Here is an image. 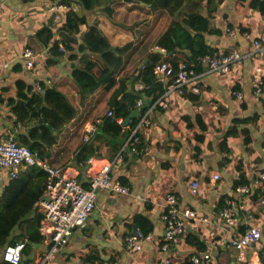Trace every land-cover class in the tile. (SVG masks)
Listing matches in <instances>:
<instances>
[{
	"label": "crops",
	"instance_id": "1",
	"mask_svg": "<svg viewBox=\"0 0 264 264\" xmlns=\"http://www.w3.org/2000/svg\"><path fill=\"white\" fill-rule=\"evenodd\" d=\"M48 2L61 3L60 0H0V137L3 139L10 136L17 138L26 132L25 127L14 125L16 116L11 110L12 106L7 103L10 98L24 97V93L16 94V80L32 85L37 80L43 81V98L46 102L52 92L50 89L55 88L58 79L70 80L74 69L85 68L90 62H94L98 70L104 68L98 56L79 52L76 46L72 52L66 50L53 70L46 69L48 49L54 40L61 38L57 30L63 26L68 12L60 13L59 23L53 24L52 15L44 9ZM119 4L123 6L112 11L110 17L106 9ZM263 4L264 0H224L218 3L215 11L210 14V27L221 34L202 33L205 43L219 53L234 47L240 55V61L233 64L231 75L211 73L202 66L194 84L199 92L191 94L193 101L169 88L159 100L160 109H155L154 104L147 111L146 117L140 118L142 107L136 108L139 115L133 118L139 120L134 129L140 138L136 153L127 146L128 138L111 137L103 130L101 123H88L85 126L84 133L92 128L90 143L97 150L94 155L110 161L112 178L127 186L129 193L121 195L100 190L86 226L72 234L69 243L60 249L53 264H165V255L161 253L164 226L159 220V214L164 207L167 192L175 193L184 208L192 209L212 221L211 224L199 225L194 231L190 222L186 223L188 232L166 254L168 264H186L189 255L205 252L212 254V264H246V261L240 259L238 251L229 246V235L221 227L217 206L220 199H224V206L227 199L232 197L234 181L240 175L244 174L250 182L258 173L264 172V105L261 102L264 101V91L260 101L252 89L256 69H260L259 76L264 79V49L260 55L252 56L254 39L262 38L264 45V14L259 8ZM139 5L133 0H96L93 9L83 10L85 24L76 35L79 44L88 26L94 24H97L103 35L110 38L114 47L122 44L121 38L125 34L139 37V33L125 32L133 24L139 27L151 18L133 8ZM187 10L183 7L185 13ZM208 11L203 1L196 13L206 18L209 16ZM152 15L154 28L159 31L177 19L175 16H167L163 20L156 12ZM43 26L52 30L54 39L39 53L33 52L35 57L32 70H26L23 64L21 68L13 69L17 63L22 62L18 56L25 48L31 49V38ZM229 27L235 32L234 36L227 34ZM188 32L196 35L189 28ZM243 33H247L249 38L244 37ZM154 52L163 54L159 49ZM54 74L58 77L53 78ZM49 78L53 83L47 85L45 80ZM140 87V84H135L134 89L140 91ZM236 92L242 94L241 99L236 98ZM98 94V91L95 92L89 99ZM54 96L63 101V106L54 105L52 110L45 108L43 111V114L50 116L48 122L52 126L46 125L52 136L48 134L49 137L43 141L44 160L54 163L65 157L68 164L64 167L79 170V180L86 186L82 164L75 161L76 152L71 150L66 155L64 138L57 132L66 123L62 119L64 115L58 112H66L69 123L73 122V115L69 112L66 99L57 94ZM141 101L144 105L149 102L148 98ZM107 111V108L103 109L97 117L105 116ZM253 117V122L235 126L236 136L227 137L221 146L223 137L233 127L235 119ZM127 124L124 125L125 131L131 129ZM242 129L249 132L250 150L244 145ZM215 174L219 175V180L213 182L211 178ZM192 180L199 182L196 196L190 193ZM256 193L246 202L240 228L230 230L231 236L235 237L261 221L263 213L258 198H253L259 195ZM137 215L148 221L153 239L144 241L140 250L130 251L125 247L124 239L137 229L142 231L135 221ZM255 247L256 251L264 255V236ZM39 250L44 249H35L33 256ZM261 264H264L263 260Z\"/></svg>",
	"mask_w": 264,
	"mask_h": 264
},
{
	"label": "trees",
	"instance_id": "2",
	"mask_svg": "<svg viewBox=\"0 0 264 264\" xmlns=\"http://www.w3.org/2000/svg\"><path fill=\"white\" fill-rule=\"evenodd\" d=\"M88 1L89 4H87ZM133 1L140 4L139 6H133V8L143 11L144 16H151V18L142 24L140 23L139 27L133 24L135 27L133 26L125 31L139 33V37H131L122 33L124 35L121 38L122 44L114 47L110 38L103 35L97 24L88 26V30L83 34V41L80 44L76 38L82 25L85 24L83 10L93 9L96 0H60L68 8V12L63 26L57 30L61 38L54 40V43L48 49L49 59L45 65L46 69L53 70L57 60L67 52L66 50L72 52L76 46L79 52L83 51L98 56L104 64L102 70H98L94 62L88 63L85 68L74 69L70 76L71 79H58L55 88H52L51 92L65 98L69 104V112L73 115V122L69 123L68 119L65 120L69 124L66 126L65 123L61 130L57 132L58 135L60 134L64 138V144L67 147L66 155L74 150L76 152L75 161L82 165L97 152L93 144L90 143V139L84 141L85 126L88 123L95 124L98 119L97 116L100 115L103 109L107 108V112L111 111L114 116L108 117L106 114L103 116L101 124H99L105 132L117 139L128 138L137 125L139 119H129V116L135 110L136 103L139 100L148 98L149 101L146 105L142 102L140 118L146 117L147 111L154 104H156L155 109H160L161 102L159 100L172 85L174 77L165 82L159 81L152 73V67L155 63L170 62L177 66L180 62H191L196 73H198L202 67L197 62L199 57L226 54L228 52L225 50L219 53L217 49L208 46L202 35V33L221 34L220 31L211 29L210 14L215 11L218 3H222L224 0ZM203 1L206 2L209 10V16H206V18L196 13L197 8L200 7ZM122 6L123 4L109 6L106 12L112 17V11ZM145 6H148V8H145ZM183 7L188 8L186 13L183 11ZM259 8L263 10L264 14V4ZM153 12L159 13L163 20L167 16H175L177 19L172 20L167 28L163 27L164 30L159 31L158 28H154ZM188 28L193 30L196 35H191ZM228 29H231V27ZM53 39L52 30L47 26H43L31 38L30 47L34 53H39L42 48L48 47ZM60 43L64 46L63 51H59L58 45ZM157 48L163 49L165 53H160L162 56L155 53L154 50ZM21 67L22 62L17 63L13 69ZM55 77H58V75L54 74L53 78ZM260 79L263 81L264 86V79L262 77ZM40 84L42 91L38 92L34 85L20 79L16 80V94L24 93V97L22 99L10 98L7 103L12 106L11 110L16 116L14 125L26 128L25 134H20L16 138L17 142L25 145L32 152H36L41 159H45L42 152L43 141L46 134L50 136L52 134L46 127V125L51 126V124L48 119L43 118L45 108L43 98L44 82L40 81ZM65 84H67V87ZM135 84H140L142 89L140 91L135 90ZM11 89L13 91V87ZM97 91L99 92L98 96L89 99ZM191 94L193 93L186 92L183 97L193 101L194 98ZM257 98L261 101V96ZM261 102L264 105V101ZM254 118L235 119L233 127L223 137L221 146L225 143L227 137L236 136L235 126L253 122ZM127 119H129L127 125L131 129L125 131L126 126L124 127L123 122ZM119 120H121L120 123ZM241 133L244 135L243 142L246 149L250 150L249 132L242 129ZM222 150H225L224 147H222ZM66 164H68V160H65V157L60 162L51 163L55 167H64ZM45 182L46 174L37 168H31L22 172L16 179L10 181L0 190V264H11L3 260V256L8 248H12L18 243L22 244L20 264H31L34 250L41 247L42 237L38 231L41 215L36 208V204L43 198ZM247 183L249 182L244 174L234 181L235 185ZM256 197L258 198V196L253 198ZM223 201L224 199H220L217 206L219 211L223 207ZM135 221L139 223L143 233L151 232L148 221L142 216H135ZM200 249L203 250L202 247ZM261 254L263 253L261 252ZM262 260L264 261V256Z\"/></svg>",
	"mask_w": 264,
	"mask_h": 264
},
{
	"label": "built area",
	"instance_id": "3",
	"mask_svg": "<svg viewBox=\"0 0 264 264\" xmlns=\"http://www.w3.org/2000/svg\"><path fill=\"white\" fill-rule=\"evenodd\" d=\"M44 9L52 15V23H59L60 13H66L68 8L63 3H50L44 5ZM229 36H234L232 29H227ZM243 36L249 38L247 33ZM59 51L64 50L62 43L58 45ZM159 49V48H157ZM264 45L262 38L253 40L252 56L260 55ZM162 53H165L163 49ZM226 54H213L199 57L197 62L205 66L208 72L222 75H231L232 66L240 61V55L234 47L227 49ZM26 70L34 67V53L30 48H25L18 56ZM260 69H256V76L253 77L252 89L256 97L263 93V81L260 79ZM152 73L159 81H166L174 77L170 89L175 90L183 96L186 92L198 93L199 89L194 85L197 78L195 67L191 62H180L174 66L170 62H158L152 67ZM47 85L52 84L51 79L45 80ZM38 92L42 91L40 81L34 82ZM142 88V87H140ZM236 98L241 99L240 92L235 93ZM142 107V101L136 103V108ZM164 108L166 105L163 106ZM135 108V109H136ZM108 117L114 114L109 111ZM102 116L96 120L101 123ZM129 122V121H128ZM92 128L84 135V141L90 139ZM140 143L139 135L134 129L127 139V146L136 153V147ZM37 168L46 174V182L43 198L36 204L41 215L39 222V234L42 237V245L33 256L31 264H53L60 249L69 243L72 234L86 226L91 212L95 207L98 192L107 190L112 193L125 195L129 188L112 178V164L107 159L98 155L89 157L82 165L87 185L84 186L79 180V170L71 167H55L44 159H41L36 152L17 142L16 137L10 136L7 139L0 137V190L10 181L16 179L22 172L28 169ZM211 180L216 182L219 175L215 174ZM190 193L196 196L199 190V182H190ZM233 195L227 199L226 204L218 212L221 227L229 235L228 244L236 249L241 260L246 264H261L263 254L256 251V244L264 236V172H260L247 184L233 186ZM255 192H258V204L263 213L260 222L247 227L241 234L235 237L230 235V230L238 229L241 225V214L246 211V202ZM159 220L164 226V240L161 245V253L165 255L164 263L168 264L166 254H169L179 240L186 235V223L190 222L192 230H196L201 224H211L209 217L199 215L192 209L184 208L179 197L173 192H167L164 197V207L159 214ZM151 233H143L135 230L125 237V247L130 251L141 249L144 241L152 240ZM39 249V248H38ZM22 244L18 243L8 248L4 253L3 260L11 264H20ZM210 252L194 253L187 257L186 264H212Z\"/></svg>",
	"mask_w": 264,
	"mask_h": 264
},
{
	"label": "rangeland",
	"instance_id": "4",
	"mask_svg": "<svg viewBox=\"0 0 264 264\" xmlns=\"http://www.w3.org/2000/svg\"><path fill=\"white\" fill-rule=\"evenodd\" d=\"M34 84V83H33ZM52 89H50V91H51ZM44 94V93H43ZM45 108L46 109H50V110H52V107L54 106V105H58V106H63V101L60 99V98H56L55 96H54V93H50L49 95H48V99H47V101L45 102ZM44 108V109H45ZM44 111V110H43ZM59 114L61 113V114H63L64 115V118H62L63 119V121L64 120H67L68 118H69V116H68V114L65 112V113H62V112H58ZM103 116V115H102ZM101 117V116H100ZM44 118H46V119H50V116L48 115V114H44ZM60 126H62V123H60ZM25 133V132H24ZM21 134H23V133H21ZM20 135V134H19ZM49 137V135L48 134H46V137Z\"/></svg>",
	"mask_w": 264,
	"mask_h": 264
},
{
	"label": "water",
	"instance_id": "5",
	"mask_svg": "<svg viewBox=\"0 0 264 264\" xmlns=\"http://www.w3.org/2000/svg\"><path fill=\"white\" fill-rule=\"evenodd\" d=\"M129 1H130V0H129ZM137 115H139V112L135 109V110H133L132 113L130 114L129 119H131V118H133V117H136ZM129 119L125 120V121L123 122V124H124V125L127 124L128 121H129Z\"/></svg>",
	"mask_w": 264,
	"mask_h": 264
}]
</instances>
